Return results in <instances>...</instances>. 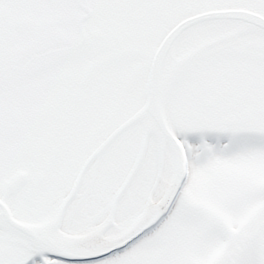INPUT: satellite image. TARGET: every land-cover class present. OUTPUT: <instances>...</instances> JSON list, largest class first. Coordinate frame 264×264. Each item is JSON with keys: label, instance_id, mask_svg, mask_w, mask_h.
Segmentation results:
<instances>
[{"label": "snow or ice", "instance_id": "snow-or-ice-1", "mask_svg": "<svg viewBox=\"0 0 264 264\" xmlns=\"http://www.w3.org/2000/svg\"><path fill=\"white\" fill-rule=\"evenodd\" d=\"M0 264H264V0H0Z\"/></svg>", "mask_w": 264, "mask_h": 264}]
</instances>
